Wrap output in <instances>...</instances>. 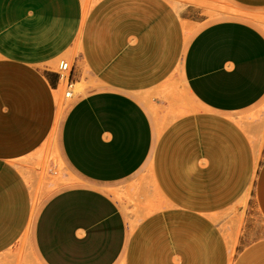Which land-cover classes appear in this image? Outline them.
Wrapping results in <instances>:
<instances>
[{"label": "crops", "instance_id": "obj_1", "mask_svg": "<svg viewBox=\"0 0 264 264\" xmlns=\"http://www.w3.org/2000/svg\"><path fill=\"white\" fill-rule=\"evenodd\" d=\"M79 6L78 0H0V255L16 247L24 225L31 195L23 162L36 160L54 127L61 83L51 64L72 43ZM204 13L198 3L176 0H103L96 7L83 49L104 87L73 102L60 124L59 152L81 182L53 194L34 219L41 264L120 258L123 264H229L216 217L248 189L232 264H264V159L253 177L255 150L236 121L264 96V34L245 20L223 18L184 42L183 21L203 22ZM179 47L196 107L170 122L155 143L151 114L137 97L167 74ZM151 155L167 207L127 233L106 188ZM34 213L33 206L31 224Z\"/></svg>", "mask_w": 264, "mask_h": 264}, {"label": "rangeland", "instance_id": "obj_2", "mask_svg": "<svg viewBox=\"0 0 264 264\" xmlns=\"http://www.w3.org/2000/svg\"><path fill=\"white\" fill-rule=\"evenodd\" d=\"M103 0H78L80 13L72 43L67 45L51 64L57 70V62L61 58L69 60L76 76L73 78V97L65 98L64 86L59 85L54 91L55 97V123L50 138L43 145L39 155L34 159L23 162V170L29 184L31 200L25 213L24 225L17 239L16 247L0 255V264H41L35 253L32 229L35 217L44 203L58 191L79 184L80 177L75 174L64 162L57 144L60 124L68 109L79 97L89 91L104 87L97 74L89 66L84 54L83 41L88 27L94 22L95 9ZM171 1V0H169ZM175 1V0H173ZM180 2H195L205 8L203 22L189 24L183 21L184 42L204 25L223 18H238L257 27L264 34V5L244 6L238 0H176ZM86 15V16H85ZM185 44V43H184ZM181 49L177 50V59L154 87L141 92L137 97L151 114L153 121L155 143L166 126L175 118L184 113L195 110V103L187 93L183 75L181 73ZM156 100L159 104H152ZM236 121L246 130L255 150V177L259 163L264 159L261 150L264 144V96L250 108L241 111ZM118 202L125 216L131 232L148 215L166 208V201L161 194L153 173V157L147 159L145 164L132 176L106 188ZM248 189L231 206L219 212L216 223L225 238L229 251V264L234 262L237 255L238 240L243 225V219L249 200ZM32 195H35L33 197ZM35 198V199H34ZM35 203L33 202L34 200ZM33 222L31 217L33 212ZM35 219V220H34ZM128 235V234H127ZM129 236V235H128ZM2 239V238H0ZM115 264H123L121 258Z\"/></svg>", "mask_w": 264, "mask_h": 264}, {"label": "built area", "instance_id": "obj_3", "mask_svg": "<svg viewBox=\"0 0 264 264\" xmlns=\"http://www.w3.org/2000/svg\"><path fill=\"white\" fill-rule=\"evenodd\" d=\"M72 66L66 58H61L57 62V74L60 83L64 86L63 94L65 98L73 97L74 81L71 76Z\"/></svg>", "mask_w": 264, "mask_h": 264}, {"label": "bare ground", "instance_id": "obj_4", "mask_svg": "<svg viewBox=\"0 0 264 264\" xmlns=\"http://www.w3.org/2000/svg\"><path fill=\"white\" fill-rule=\"evenodd\" d=\"M85 16H86V15H85ZM33 197H35V195H33ZM34 199H35V198H34ZM34 199H33V200H34ZM35 201H36V200H34L33 202L35 203Z\"/></svg>", "mask_w": 264, "mask_h": 264}]
</instances>
